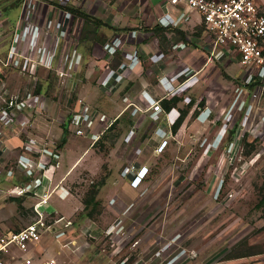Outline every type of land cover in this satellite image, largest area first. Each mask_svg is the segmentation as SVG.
Returning a JSON list of instances; mask_svg holds the SVG:
<instances>
[{"label": "rangeland", "instance_id": "obj_1", "mask_svg": "<svg viewBox=\"0 0 264 264\" xmlns=\"http://www.w3.org/2000/svg\"><path fill=\"white\" fill-rule=\"evenodd\" d=\"M15 1L0 0V58L6 56L4 52L10 49L16 28L22 25L25 37L28 34L33 39L40 32L51 36L56 57L53 69L38 67L33 78L12 71L0 74V93L7 97L41 92L44 98L43 107L38 105L21 113L15 125L5 129L10 148L6 159L13 165L17 158L29 154L22 148L24 139L34 138L57 155L52 160L58 165L50 169L49 176L58 184L62 178L59 168L64 174L72 168L92 136L91 131L83 136L69 131L62 145V125L79 105L88 103L84 98L86 89L84 94L81 92V78L91 63L84 66V72H71L73 78L70 76L66 82L57 72L61 61L70 58L72 65L76 61L75 47L84 21L75 18L71 30L67 21L56 28L51 16L41 24L25 19L23 22V5L33 0H24L19 8L14 7ZM37 1L52 6L54 2L69 6L74 2ZM79 5L113 29L101 28L109 37L133 27L141 9L135 0H80ZM128 18L135 20L134 24ZM187 31L191 35L194 32L190 27ZM42 54L40 50L39 56ZM226 70L219 89L215 81L213 85L205 80L203 95L202 82L203 87L191 92L195 98L206 97L208 106H197L192 119L176 134L169 131L156 138L152 132L133 138L132 128L138 120L125 117L108 132L103 145L97 144L81 157L64 183L62 180L58 186H51L50 202L58 209L53 218L74 213L69 221L77 224L76 236L85 247L82 264H264V209L257 207L259 190L264 186V128L256 129L264 120V74L261 80L255 77L259 84L245 89L244 66L236 60ZM258 75L261 77V73ZM95 78L91 80L93 89L99 85ZM238 87L240 92L236 91ZM98 88L105 94L101 86ZM211 100L218 101L215 107L209 104ZM27 119L28 124H24ZM244 141L257 149L245 147ZM133 166L150 169L138 189H131L136 170H131ZM93 183L104 186L97 197L100 214L89 227L90 220L75 208L82 204L84 209L83 198ZM9 188L11 185L5 182L0 186V234L19 231L35 219L33 205L38 200L27 197L20 206L14 201L17 198L8 194ZM64 193L69 197L67 203L62 202ZM235 252L261 254L229 260Z\"/></svg>", "mask_w": 264, "mask_h": 264}, {"label": "built area", "instance_id": "obj_2", "mask_svg": "<svg viewBox=\"0 0 264 264\" xmlns=\"http://www.w3.org/2000/svg\"><path fill=\"white\" fill-rule=\"evenodd\" d=\"M79 1L74 0L70 5L80 7ZM135 1L140 7L150 0ZM153 1H157L160 7L171 8L182 14L188 12V15H198L202 19L206 25L211 44L205 67L211 66L215 69L221 63L227 67L229 63L237 60L244 66L243 88L249 89L248 86L254 82L255 77H258L259 80L262 79L264 74V7L262 0ZM61 6L68 5L62 4ZM21 15L22 21L24 22L23 19H25L29 23L33 20L39 23L41 21L46 22L45 19L51 16L56 28L62 27L63 23L67 21V28L70 27L68 30H71L72 23L76 18L69 11L59 6L48 5V3L42 4L37 0L25 2ZM24 32L23 25L16 28L11 47L8 50V64L21 70V73H28L30 78L34 77L38 67L47 70L53 69L54 57H56L53 44L55 46L56 44L53 43L52 37L46 36L45 32H40L32 39L28 34L25 37ZM127 40L128 38H124V35L113 33L106 41V47L119 46L126 43ZM40 50L43 52L42 56H39ZM72 62L69 58L67 61L65 59L64 62L59 63L57 72L62 77L63 82H66L71 76ZM260 73L261 77L258 75ZM262 82L264 87V81ZM117 84L119 83L116 79L109 78L104 80L100 86L105 92H111L117 87ZM240 87L236 91L240 92ZM43 104L44 98L35 95L33 92L26 93L23 97L18 95L7 97L4 93H0V186L4 182L11 185L8 194L15 198L29 197L38 200L33 205L34 221L19 231H8L0 234V264H58L54 258L39 257L35 259L26 255L46 240L59 241L60 237L66 234L64 228L68 229L73 225L70 221L62 225L64 218H53L56 211L51 212L49 210L52 197L50 191L52 180L49 178V171L58 165V162L56 165L53 163L56 160L54 156L57 155L52 153V149L40 141L28 137L24 139L22 148L29 154H23L22 157L17 158L13 165L6 159L10 148L7 145L8 140L5 138V129H11L21 113L36 109L38 105L43 107ZM79 104H82V101H79ZM135 107L138 111L139 108ZM152 108L156 112L163 111L159 103ZM92 117L93 114L85 106H82L70 127L71 131L77 136H83L85 130L81 121ZM28 122L27 119L24 124H28ZM109 124L108 128L113 123ZM257 128H264V120L259 126L257 125ZM132 130L133 137H137L138 131L135 127ZM165 146L166 142L162 147L165 148ZM53 157L54 160H52ZM135 166L131 169L136 170L130 184L131 188L138 189L149 174V168L146 166L135 168ZM47 180L50 182L49 186L45 185ZM56 189L55 187L53 191L55 192ZM52 219L54 222L50 221ZM72 245L76 246L73 240L65 239L61 242L63 249Z\"/></svg>", "mask_w": 264, "mask_h": 264}, {"label": "crops", "instance_id": "obj_3", "mask_svg": "<svg viewBox=\"0 0 264 264\" xmlns=\"http://www.w3.org/2000/svg\"><path fill=\"white\" fill-rule=\"evenodd\" d=\"M80 7L83 8L82 5H80ZM139 9L140 14L136 17L138 18V20L136 19V24H134L135 20L132 21L131 18H128L126 20L128 22L132 21L131 24H134L133 27L129 26L124 28L122 33L117 31L118 34L124 35V38H128L126 43L108 48L106 47V43L101 45L95 44L93 40L80 42V39H78V43L75 47L78 54L75 58L76 61L73 63L72 75L81 72V70L84 72V66L91 63L89 67H87L85 75L81 78L82 81H80L83 85L81 89L83 94V89H86L84 98L88 103H86V105L84 103L85 108L93 114V117L81 121L85 134L91 131L92 136L90 138L91 140L84 144V151L72 168L76 165L78 166L81 157L86 153L92 152L94 144L108 129L107 126L110 125L109 123H114L118 119L122 121L125 117V119L130 120L135 118L134 120L138 121L135 123L134 127L139 134H151L153 132V137L160 138V136L168 135L169 131H172L173 123L192 99L196 100V102L189 110L185 122L192 119V115L200 101L204 100L205 107L208 106L206 97L202 96L195 98L191 95L195 93L193 92L195 88L197 90V87H203L202 84L205 85L203 87V92L200 94L203 95L205 93L206 81L207 84H210L211 81L213 84V81H215L218 89L220 88L219 86H222L219 82L221 78L225 77L224 72L227 71V67H230V63L227 67H224L222 63L218 64V68L215 69L211 68V66L205 67L210 54L211 44L206 25L198 15L181 14L180 17H177L179 12L175 13L171 8L160 7L157 1L153 0L143 3ZM156 26L162 28L172 26L181 32L187 33L190 45H186L183 41H178L170 45L164 52L160 46L158 37L153 36L152 32L146 30V28H153ZM189 27L194 31L192 35L187 31ZM101 30L104 29H100L99 31L104 34L108 40V34ZM108 30L113 31L112 28ZM115 30L120 31V29ZM170 35L168 36L171 37ZM4 53H6V56L0 58V74H4V71H12V73H16L22 77H30L28 73H21V70L15 69L11 64H8V51ZM201 76L203 77L200 78ZM228 76L231 79L230 74ZM71 78H73V76H71ZM94 78L97 84H99L98 86L95 84V89L91 86V80ZM109 78L117 80V83H119L116 85L117 87L111 92L104 91L105 94L100 90L98 91L97 89H99L98 87L101 83ZM224 92L225 91H223V93ZM38 96L43 97V93H38ZM175 96L181 100L170 112H166L162 107V101L165 99L170 101ZM212 100L209 104L214 106L218 101L214 103ZM132 103H134V106H130ZM157 103L162 107V112L153 110L152 107ZM135 106L139 108L138 111ZM212 106L209 105V107ZM130 107L132 108L131 112ZM81 108L82 106L79 105V107L75 109L76 112H73L72 115L67 117L66 122L62 125L63 136L65 130L64 126L67 124L70 117L71 122L68 123L67 127L68 131L72 132L70 127L75 118H77ZM60 167L63 168V165H60ZM72 168L65 174L62 173L63 169L59 168L62 178L58 184L61 183L62 180V183L65 182V179L70 176L69 172ZM56 172L57 171H55V173ZM49 178L51 179V177ZM49 183V180L45 181L46 186H49ZM53 184L58 186L57 182L55 184V181H51L50 185L53 186ZM60 188L61 187H58V189ZM62 195V202L67 203L69 197L67 198V194L65 193ZM82 208V204H80L75 210H77L76 212L82 213L84 210ZM49 210L51 212L56 211V214L58 213V209L52 203ZM71 214L74 213H67V215L63 217L64 221L67 220L69 222V216H72ZM90 222L91 224L88 225L89 227L94 223H92V220H90ZM76 229L77 224L74 223L70 228L65 230L66 234L62 235L59 241L53 239L46 240L34 247L26 256L35 259L39 257L45 259L54 258L57 260L58 264H82L85 247L81 244L80 236H76ZM65 239L73 240L76 246L72 245L63 249L61 242Z\"/></svg>", "mask_w": 264, "mask_h": 264}, {"label": "trees", "instance_id": "obj_4", "mask_svg": "<svg viewBox=\"0 0 264 264\" xmlns=\"http://www.w3.org/2000/svg\"><path fill=\"white\" fill-rule=\"evenodd\" d=\"M23 1L24 0H16L14 2V7L19 8L22 5ZM53 4L63 8L66 11H69L77 19H81L84 21V26L81 30L80 38H79L80 42H85L87 40H93L95 42V44L104 45L106 43V41H107L106 36L104 34H102L99 30L102 27H109V25L107 23L98 19L96 16L92 15L91 13L87 12L86 10H84L81 7H74V6H69V5L68 6H61L58 2H54ZM146 30L152 32L153 36L158 37V39L160 41V46L164 52L167 50V48L170 45L175 44L178 41H183L184 43H186V45H190V42L188 41V38H187V33L181 32L180 30H177L176 28H173L172 26L167 27V28H164V27L162 28V27L156 26L153 28H146ZM170 34L172 35L171 37L168 36ZM257 84H259V82H256V80H255L254 82H252L248 86V88L251 89V87H253ZM180 100L181 99H179L176 96L174 98H172L170 101H167L165 99L162 101V107L166 112H170L173 109V107L175 105H177V103ZM195 102H196V100L192 99V101H190V103L181 111L180 116L173 123L172 132L174 134H176L180 130L182 125L184 124L186 117L189 113V110L193 107ZM204 104H205V101L202 100V101H200L198 106L203 107ZM194 114H195V111H194L193 115ZM69 122H71V117H70L69 121L67 122V124L64 126L65 130H64V136L62 138V145H64L67 142V135L69 133L67 125ZM120 122H121V119L116 120L104 132V134L96 141V143L94 144V147L97 144L103 145L105 143V141H107V139H108L107 138L108 132L114 130ZM230 134H233V131H231ZM119 138H120V136L118 135V139ZM62 145H60V148ZM244 146L250 147L252 150L257 149V147H255L254 145L247 144L245 141H244ZM248 154H250V151L248 152ZM102 182H104V181H102ZM102 186H104V183H93L90 186L89 191L86 193V195L82 201L83 205H84V210H83V213L81 214V216H83L89 220H93V219H95L96 215L100 214L101 202L97 199V197L99 195V192H100V189L102 188ZM259 191H260L261 197H260V202L258 203L257 207L259 209H264V186ZM24 199H25V197L17 198L14 201L17 202L21 206ZM259 254H261V253L249 254L248 252H246V254H240V253L237 254L235 252L234 254H231L229 256V260L238 259V258H247V257H251L252 255H259Z\"/></svg>", "mask_w": 264, "mask_h": 264}]
</instances>
